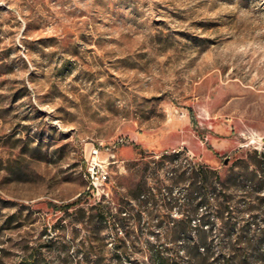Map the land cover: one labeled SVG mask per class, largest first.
<instances>
[{
  "label": "rangeland",
  "instance_id": "374dc122",
  "mask_svg": "<svg viewBox=\"0 0 264 264\" xmlns=\"http://www.w3.org/2000/svg\"><path fill=\"white\" fill-rule=\"evenodd\" d=\"M263 151L264 0H0V264H264Z\"/></svg>",
  "mask_w": 264,
  "mask_h": 264
},
{
  "label": "built area",
  "instance_id": "2783aa9c",
  "mask_svg": "<svg viewBox=\"0 0 264 264\" xmlns=\"http://www.w3.org/2000/svg\"><path fill=\"white\" fill-rule=\"evenodd\" d=\"M111 147L107 146L106 149L110 150ZM101 146L94 147L90 152V160L86 167L85 178L89 181V187L97 191V194L103 193L102 196H109L107 190V183L109 181L108 166L101 158Z\"/></svg>",
  "mask_w": 264,
  "mask_h": 264
},
{
  "label": "trees",
  "instance_id": "16d2710c",
  "mask_svg": "<svg viewBox=\"0 0 264 264\" xmlns=\"http://www.w3.org/2000/svg\"><path fill=\"white\" fill-rule=\"evenodd\" d=\"M259 157H260V159H259L260 169L262 171L263 178H264V151L259 154ZM80 200H81V198L78 197L75 201H73L71 203H67V204L61 206L60 208L64 209V210H67L70 207L75 206L76 204H78L80 202ZM206 222H208V221H205V223ZM203 243H205V242H203ZM37 258H38L37 252L36 251H31L29 256H27V258L23 259V262H25V264H30V263L34 264L36 262Z\"/></svg>",
  "mask_w": 264,
  "mask_h": 264
},
{
  "label": "bare ground",
  "instance_id": "6f19581e",
  "mask_svg": "<svg viewBox=\"0 0 264 264\" xmlns=\"http://www.w3.org/2000/svg\"><path fill=\"white\" fill-rule=\"evenodd\" d=\"M84 176H85V173H84Z\"/></svg>",
  "mask_w": 264,
  "mask_h": 264
}]
</instances>
